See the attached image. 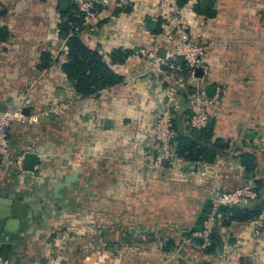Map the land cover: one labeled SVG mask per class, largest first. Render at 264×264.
Here are the masks:
<instances>
[{
    "label": "crops",
    "instance_id": "1",
    "mask_svg": "<svg viewBox=\"0 0 264 264\" xmlns=\"http://www.w3.org/2000/svg\"><path fill=\"white\" fill-rule=\"evenodd\" d=\"M214 1V17L195 11L197 0L183 5L178 0H135L136 7L126 11L101 8L80 36L103 52L122 80L84 97L61 67L67 40L59 26L71 2L0 0V108L27 105L30 114L57 102L72 104L65 114L51 112L38 123H17L11 129L12 151L24 153L28 172L17 170L12 157L2 158L0 199L27 205L19 206L18 229L0 228L1 254L15 264H264V230L257 235L251 219L220 224L213 251L193 236L210 211L211 191L241 183V165L230 164L235 154L246 148L254 152L257 184L264 182V139L248 145L244 133L253 127L264 138V0ZM173 7L194 37L215 41L206 55L209 77L230 87L210 122L216 139L229 140L228 153L210 161L218 160L217 166L232 175L228 179L207 175L194 182L171 174L146 179L137 169L135 158L143 138L153 132L165 84L166 67L148 52L164 58L172 47L157 36ZM115 52L121 62H113ZM47 53L55 60L49 66L43 61ZM31 78L38 81L29 89ZM80 149L94 154L88 153L80 178L62 187L59 197L56 185L73 172L66 155ZM74 218H81L80 224ZM82 222L103 230L87 225L76 240ZM143 224L150 228L144 240L137 232ZM228 233L229 261L214 259ZM154 237H163L164 244L151 243ZM80 240L85 247H79Z\"/></svg>",
    "mask_w": 264,
    "mask_h": 264
},
{
    "label": "built area",
    "instance_id": "2",
    "mask_svg": "<svg viewBox=\"0 0 264 264\" xmlns=\"http://www.w3.org/2000/svg\"><path fill=\"white\" fill-rule=\"evenodd\" d=\"M69 2L76 5L80 14L83 15L85 26L97 18L101 8L112 6L121 11H126L136 7L135 0H69ZM174 7L162 23V31L157 36L159 41L169 42L172 47L167 50L164 58L157 56L152 50L148 52V56L154 59L157 64L166 67L165 84L162 102L155 114L153 132L149 134L148 138H143L139 147V155L135 158L138 164L137 169L146 179L163 178L169 174L188 178L194 182L207 175L213 177L215 181L228 179L232 175L219 165L217 166L218 160L215 163H213L214 161L210 163L208 160H192L179 153L178 113L185 110L190 111L186 123L182 122L184 131L204 130L210 124L214 108L224 97L228 96V88L221 83L214 82L209 77L211 66L206 61V55L215 41L204 42L195 38L189 25L182 19L179 10ZM75 29L80 33L84 32L80 26H76ZM65 59L67 60V55ZM180 59L185 61L187 70L180 63ZM198 68L202 70L201 75L197 73ZM37 81L36 78H31L28 88H33ZM71 106V102H57L30 114L24 110L27 105L14 109L0 108V160L5 156H10L13 158L17 170L21 173L28 172L24 167V153L12 151L11 129L17 123H38L51 112L58 115L65 114L69 112ZM244 130L248 137L246 142L248 145V142L251 141L263 143V135H260L257 129L248 127ZM88 153L94 154L85 149L67 153L66 159L71 166V171L81 166L84 158L89 156ZM237 154L234 155L230 164L241 165V183L234 187L216 188L215 191H211L215 193L210 203L211 210L203 219L200 228L193 233V236L201 239V246L207 250L214 244L213 237L223 220L222 208L225 206L252 208L257 202L261 203L260 213L252 218L250 223L254 226L253 229L257 235H260L264 230V194L261 195L258 190L257 177L254 171L249 172ZM164 160H168V165L164 164ZM137 228L138 234L148 232L150 229L141 225ZM230 239V233H228L221 246V251L215 252L214 259L229 261ZM209 260L211 261V259ZM0 264L15 263L0 253Z\"/></svg>",
    "mask_w": 264,
    "mask_h": 264
},
{
    "label": "trees",
    "instance_id": "3",
    "mask_svg": "<svg viewBox=\"0 0 264 264\" xmlns=\"http://www.w3.org/2000/svg\"><path fill=\"white\" fill-rule=\"evenodd\" d=\"M180 5H183L187 0H178ZM215 1L197 0L194 5L195 11L205 14L209 17L216 15ZM68 15L63 18L60 23L59 31L61 35L66 34V49L67 60L61 63V67L67 77L74 81L76 91L84 97L98 95L100 91L112 85L119 83L122 80L111 64L107 61L102 51L98 48L91 47L80 36V32L75 28L80 26L84 29V17L78 11L76 5L71 4L68 10ZM161 32V31H160ZM159 32V33H160ZM7 34V33H6ZM4 38V36L2 35ZM113 62L122 61L121 56L115 52L113 54ZM43 61L49 66L51 56L49 53L44 55ZM183 67L187 70L185 61L180 59ZM190 115L189 110H185L183 114V123L187 121ZM179 153L185 158L196 160H214L218 155H224L214 147L224 149L229 144V140L215 138L214 125L210 123L204 130L193 129L187 131H179ZM238 156L241 158V163L249 172L257 169V155L249 150L242 149ZM258 190L261 195L264 194V182L258 181ZM261 211V203H256L252 208H241L238 206H225L222 208L223 220L221 226L226 227L232 221H245L256 217ZM207 216V215H206ZM205 217V216H204ZM200 223L199 227L201 226ZM216 238V237H215ZM200 242L201 240L197 238ZM215 245H212L214 248ZM213 251V249H210Z\"/></svg>",
    "mask_w": 264,
    "mask_h": 264
},
{
    "label": "water",
    "instance_id": "4",
    "mask_svg": "<svg viewBox=\"0 0 264 264\" xmlns=\"http://www.w3.org/2000/svg\"><path fill=\"white\" fill-rule=\"evenodd\" d=\"M63 5H67V3L64 2ZM65 37H66V34H65ZM197 73L201 75L202 70L198 68ZM183 114H184L183 111H180L178 113V127L181 131L182 130L184 131L183 123H182ZM214 149L218 150L219 152L228 153L224 149H220L217 147H214ZM164 164L168 165V160H164ZM80 174H81V169L79 167H76L71 174H68L66 176L64 181L58 182V184L56 185L57 195L60 197L61 194L58 193V191L65 185L77 181L80 178ZM20 202H21L20 199L16 200V199L7 198V197H3L0 199V204L1 203L4 204V206L0 205V228L6 227L7 230H16L20 227L22 214H21V211L19 210V206H21V208L23 209L27 205L26 203L21 205ZM242 207L246 208V206H242ZM47 211L50 212V210H47Z\"/></svg>",
    "mask_w": 264,
    "mask_h": 264
},
{
    "label": "rangeland",
    "instance_id": "5",
    "mask_svg": "<svg viewBox=\"0 0 264 264\" xmlns=\"http://www.w3.org/2000/svg\"><path fill=\"white\" fill-rule=\"evenodd\" d=\"M211 2H213L214 0H210ZM243 1V0H242ZM217 6H218V3L216 4ZM196 38V37H195ZM198 39V38H197ZM225 86L228 88V96L231 94V92H230V87L229 86H227L226 84H225ZM213 195V194H212ZM212 199V197L210 198V200ZM81 204H79V206H80ZM74 220H75V223H77L78 222V224H80V222H81V218H74ZM88 223L87 222H82V224H81V226H79L78 228H76L75 230H76V232L74 233V235H76V240H79V236H80V239L85 235L84 233H85V231L86 230H84V228L85 227H88V226H91V228H92V230H94V231H96V232H98V233H100V232H102V230H103V228L102 227H99L98 225H96V224H89L88 226ZM131 226V225H130ZM141 226H144V228H149V226H147V225H145V224H143V225H141ZM198 227V229L200 228L199 226H197ZM64 233L65 232H63V233H61L60 234V238L61 237H64ZM147 234L148 233H142V234H139V235H141L142 237H143V240H144V238L147 236ZM132 238L131 239H133V240H135V241H137V240H141V238H140V236H137V237H134V236H131ZM151 239V238H150ZM154 241V242H153ZM156 242H158L157 244L158 245H162V244H164V238L163 237H160V238H158V237H154L153 238V240L151 241V243H154V244H156ZM151 243H149V244H151ZM79 247H81L82 248V246H84L85 247V245H83V243H82V240H80L79 241ZM133 246V245H132ZM129 249L130 250H134L135 248H133V247H129ZM211 249V247L208 249V250H210ZM58 254H59V252H58ZM110 255H114V254H110ZM209 262H210V260H208ZM207 262V261H206Z\"/></svg>",
    "mask_w": 264,
    "mask_h": 264
}]
</instances>
